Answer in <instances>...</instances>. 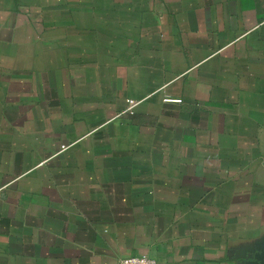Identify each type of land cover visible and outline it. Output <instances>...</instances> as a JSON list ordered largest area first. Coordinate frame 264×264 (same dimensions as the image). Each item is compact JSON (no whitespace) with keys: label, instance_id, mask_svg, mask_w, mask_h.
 <instances>
[{"label":"crops","instance_id":"1","mask_svg":"<svg viewBox=\"0 0 264 264\" xmlns=\"http://www.w3.org/2000/svg\"><path fill=\"white\" fill-rule=\"evenodd\" d=\"M263 245L264 0H0V264Z\"/></svg>","mask_w":264,"mask_h":264},{"label":"built area","instance_id":"2","mask_svg":"<svg viewBox=\"0 0 264 264\" xmlns=\"http://www.w3.org/2000/svg\"><path fill=\"white\" fill-rule=\"evenodd\" d=\"M164 102H167V103L171 102V103L180 104L181 100L180 99H174L171 97H165ZM139 103L140 102H138V101L128 99L126 101V109L124 110L123 113H128L130 115H133L134 110L139 105ZM118 264H155V261L152 260L151 258L145 256V255H140V256L126 257V258L120 260Z\"/></svg>","mask_w":264,"mask_h":264},{"label":"water","instance_id":"3","mask_svg":"<svg viewBox=\"0 0 264 264\" xmlns=\"http://www.w3.org/2000/svg\"><path fill=\"white\" fill-rule=\"evenodd\" d=\"M252 264H264V245L257 253L252 257Z\"/></svg>","mask_w":264,"mask_h":264}]
</instances>
